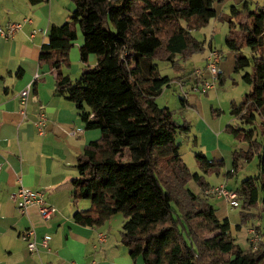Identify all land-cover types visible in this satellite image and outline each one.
<instances>
[{
    "label": "trees",
    "instance_id": "16d2710c",
    "mask_svg": "<svg viewBox=\"0 0 264 264\" xmlns=\"http://www.w3.org/2000/svg\"><path fill=\"white\" fill-rule=\"evenodd\" d=\"M72 1L68 20L49 29L40 63L56 72V92L74 103L85 127L101 131L77 157L73 198L89 199L92 207L77 211L74 220L101 227L122 213V243L135 263L264 264V227L254 228L260 236L255 249L236 242L229 218L220 219L210 201L216 196L207 193L210 184L182 159L177 138L190 133V124L177 121L169 107L157 103L176 79L162 75L157 62L173 64L178 56L186 61L204 52L205 41L193 33L216 17L227 22L225 45L235 53L234 72H243L250 90L241 104H232L236 122L226 130L248 147L233 151V167L226 176L235 175L255 155L259 158V173L232 191L248 211L244 218L257 217L250 212L260 204L264 215V6L249 10L245 1L249 11L233 5L226 15L216 9L225 0ZM78 26L86 66L73 79L64 68L71 66ZM213 34L208 48L218 51ZM218 53L222 60V51ZM92 54L97 58L94 66L89 65ZM195 157L208 175L225 166L224 159H209L202 151H195ZM191 181L203 192L193 191Z\"/></svg>",
    "mask_w": 264,
    "mask_h": 264
},
{
    "label": "crops",
    "instance_id": "0c3cea01",
    "mask_svg": "<svg viewBox=\"0 0 264 264\" xmlns=\"http://www.w3.org/2000/svg\"><path fill=\"white\" fill-rule=\"evenodd\" d=\"M72 3V0L37 3L0 0V264H141V261L134 262L129 249L122 243L121 229L125 221L122 213L113 215L101 227L80 225L74 220L77 211L92 207L89 199L75 201L73 198L71 181L78 175L77 157L87 144L101 137V131L85 127L74 103L56 92V72L48 64L40 63L41 48L48 42L49 29L68 20L74 9ZM216 21L217 17L200 29L206 33V51L202 56L206 65L194 66L185 71L187 73L176 75L169 86L181 90V83L185 90L180 93V106L173 99L175 111L169 108L176 113L175 119L180 114L184 120L179 117L177 121L192 127L184 138L193 142V148L187 154L182 153V159L192 173L200 175L202 170L194 153L196 145L210 159L224 158L226 168L231 164V168L223 169V172L232 169L234 136L226 128L235 119L232 104H241L248 92L242 75L238 81L232 80L229 72L223 70L222 61L219 63L222 73L215 88L206 93L194 89L196 78L191 73L197 69L203 70L206 80H213L207 68L210 53L207 48L213 29L217 27ZM12 23L23 26L14 35L6 37V29ZM227 31L228 24L225 23L220 42L225 41L223 37ZM77 33L70 59L83 63L80 47L84 35L80 27H77ZM213 46L215 50H221L216 44ZM196 56L188 60L195 61ZM90 60H95L94 56L90 55ZM186 61L178 56L173 65L184 68ZM218 83L219 91L215 90ZM29 84H33V88L27 104L22 105L20 93ZM209 106L211 110L220 109L224 116L220 119L214 116V120L208 118ZM41 115L47 119L45 134H40L35 125ZM179 140L177 138L178 143ZM207 179L211 187L223 184L234 190L226 179L209 180L208 176ZM21 186L44 191L46 202L57 209L55 216L44 220L37 206L22 213L13 198ZM199 190L203 192L202 188ZM29 228L35 230V235L30 237L38 243L35 253L29 251L27 241L22 238ZM46 235L51 236L47 247L41 244ZM102 235L106 236L105 240H101Z\"/></svg>",
    "mask_w": 264,
    "mask_h": 264
},
{
    "label": "rangeland",
    "instance_id": "374dc122",
    "mask_svg": "<svg viewBox=\"0 0 264 264\" xmlns=\"http://www.w3.org/2000/svg\"><path fill=\"white\" fill-rule=\"evenodd\" d=\"M245 1H249V3H248L249 10H254L257 7H263L264 6V0H225L221 4L216 3V6L218 7L219 14L225 13L226 15L227 14L230 15L232 12V6L233 5H236V7L240 11H242L243 13H246L249 10H248V8L245 7ZM71 6L73 7V3ZM216 22H217V27L213 29L214 30L213 44L214 45L216 44L217 48L221 49L220 51H222V53H223V60H221L222 61L221 65L223 67V70L226 72L227 71L229 72V75H230L232 80L235 79L238 81L239 78L241 77V75L243 74V72L242 73H236L233 71L234 65H235V53L230 51L226 47L224 39L222 42L219 41V37L221 35V30L223 28V25L227 22H222V21L218 20V18H217ZM193 34L199 40L205 41V34L206 33H204L203 30L195 31ZM223 38H225V35ZM207 49H209V48H207ZM205 51H206V48H205ZM205 51L202 53L196 54L197 56H196L195 61L187 60L186 63L184 64V68L174 67V65L171 62L158 61L157 63L159 65L160 72L162 75H169L170 77L173 78L176 75H183L182 73H187L185 71L190 70L191 67L192 68L194 66L204 67L206 65V61H204V58L202 56L204 55ZM92 56H94L95 60H93V61L90 60L89 65L94 66L97 64V58L93 54H92ZM70 61H71V66L69 68H64V71H65V73L70 74L73 79H78L83 72L82 69H84V67H83L84 65H83V63L79 62L78 60L72 61L70 59ZM247 70L248 71L251 70V67H249ZM217 82H219V81H217ZM246 86H247L248 91H249L250 90L249 85L246 84ZM220 87H221L220 83H218V86L216 87L215 90L219 91L221 89ZM164 91H165L164 94L158 96L157 103L160 106H168L171 109H174V111H175V106H173L171 101L173 99H175L176 105L180 106L179 97L181 95L180 93L182 92V90H180L179 88L176 89L173 86H171V87H166L164 89ZM207 112L208 113H206V116H208V118H210L212 120L215 119L214 116H216V119H220L221 116L223 115V112L220 109H212L211 110L210 106L208 107ZM174 114L176 116L175 112H174ZM177 116H178V117H176L177 120H180L179 119V117H180L181 120L184 121L180 114H178ZM235 122H236V117H235L232 124H234ZM245 127H247V126H245ZM191 129H192V127H191ZM184 136H188V135L183 134L182 136H180L178 138H180L179 142L181 144V153L187 154L193 148V142L192 141L189 142L187 139L184 138ZM256 137H260V135H258ZM230 145H231V142H230ZM232 147H234L233 151L236 149H243L241 147H245V149H247L248 143L243 141V140L235 139V137H234V141L232 142ZM195 151L196 152H199V151L203 152V150L200 149L197 145H196V149H194V153H195ZM232 154H233V152H232ZM217 159H219V158H217ZM232 160H233V157H232ZM232 160H231V163H232ZM258 164H259V158L255 155L249 162H244L242 168L235 175L230 177L229 180L226 176L228 171H226V172L222 171L223 169L227 170V169L231 168V164H230V167L226 168V161H225V166L223 168H221L219 170V172H215L213 174L208 175L202 171V175L204 176L205 180L207 179V176H208L209 180H215L216 178L226 179V181L228 182V185H230L232 188H234V190H236V188H238L240 186L241 182L244 179H246L249 176H253V175H256L259 173ZM232 167H233V164H232ZM206 182L209 183L208 179L206 180ZM189 187L197 193L201 192L199 190L201 187L195 181H191L189 183ZM210 199H211L210 201L216 206V208L218 210V212H217L218 216L220 218H223V217L229 218V220L231 222V232H232L231 235L233 237H235L236 242L240 246H242L244 249L250 248L251 242H250L249 237H250L251 230H255L254 228L257 225L264 227V215H262V211H261L262 205L260 204L259 205L260 207L254 208L252 210V212H250V213L257 214V217H249L246 219V218H244V216L248 213V211L242 207V200L241 199H240V203H241L240 207L231 206V204L225 198H220V197L214 196V197H211ZM238 226H241V227H238Z\"/></svg>",
    "mask_w": 264,
    "mask_h": 264
},
{
    "label": "built area",
    "instance_id": "2783aa9c",
    "mask_svg": "<svg viewBox=\"0 0 264 264\" xmlns=\"http://www.w3.org/2000/svg\"><path fill=\"white\" fill-rule=\"evenodd\" d=\"M23 24L21 23H12L6 29L5 36L9 37L14 35L17 31L22 28ZM221 60V55L218 51L211 50L208 56V64L207 68L212 74L213 80H206L204 78V72L201 69H197L194 71L193 77L196 78V82L194 83V89L201 91L202 93H206L207 91L215 88L217 81H219V77L221 75V70L219 68L218 63ZM181 85L182 92L185 93V90ZM33 88V84H29L24 90L21 91V102L22 105L27 104L28 95ZM46 116L41 115V117L36 121L35 125L37 126L40 134H45V126H46ZM207 193L216 195L218 197L225 198L233 207L240 206V198L238 193L228 189L225 185L221 184L218 186H213L207 190ZM13 198L17 201V205L19 210L26 214L28 209L32 206L38 207V212L40 216L44 220L52 219L57 209L46 202L45 192L42 190L32 191L23 186H21L18 191L13 195ZM35 235V230L33 228H29L24 231L22 234V238L27 241L28 249L31 253H35L38 251V243L35 240H31L30 237ZM106 236L102 235L101 240H105ZM250 246L255 249L259 243L260 236L255 230H251L250 232ZM51 240V236L46 235L43 237L41 244L44 246H48Z\"/></svg>",
    "mask_w": 264,
    "mask_h": 264
}]
</instances>
